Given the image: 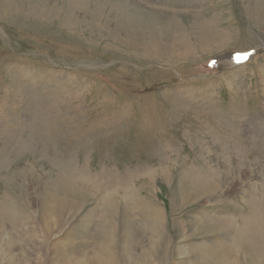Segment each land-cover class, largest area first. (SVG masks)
<instances>
[{
	"label": "rangeland",
	"instance_id": "374dc122",
	"mask_svg": "<svg viewBox=\"0 0 264 264\" xmlns=\"http://www.w3.org/2000/svg\"><path fill=\"white\" fill-rule=\"evenodd\" d=\"M262 229L264 0H0V264H264Z\"/></svg>",
	"mask_w": 264,
	"mask_h": 264
},
{
	"label": "bare ground",
	"instance_id": "6f19581e",
	"mask_svg": "<svg viewBox=\"0 0 264 264\" xmlns=\"http://www.w3.org/2000/svg\"><path fill=\"white\" fill-rule=\"evenodd\" d=\"M6 5L8 4L7 2L5 3ZM207 34V33H206ZM209 34H211V32L209 33ZM217 35H218V33H217ZM216 35V36H217ZM219 35H223L222 33H219ZM202 44H203V42H202ZM206 44H208V43H206ZM188 181H190V180H188ZM200 186H203V188H208L209 186H211L210 184H207V183H204L203 185H200ZM261 236V238H263L264 239V229H262L261 230V234H260ZM109 237V236H108ZM251 253V252H250ZM106 254V253H105ZM113 254V253H112ZM112 254L110 253V255L109 256H106L105 258H104V264H113V256H112ZM254 255V253H252L251 254V256L249 257V261H247V262H245L246 264H255V262H254V258H255V256H253Z\"/></svg>",
	"mask_w": 264,
	"mask_h": 264
}]
</instances>
